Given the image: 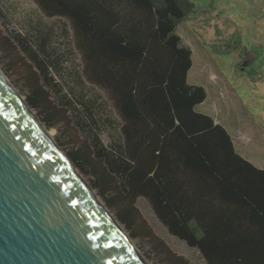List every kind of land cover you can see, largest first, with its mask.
Listing matches in <instances>:
<instances>
[{
    "label": "trees",
    "instance_id": "trees-1",
    "mask_svg": "<svg viewBox=\"0 0 264 264\" xmlns=\"http://www.w3.org/2000/svg\"><path fill=\"white\" fill-rule=\"evenodd\" d=\"M33 1L47 18L69 24L80 75L105 93L119 117L118 125L109 121L117 134L103 143L97 100L63 92L54 77L52 29L9 30L0 42L5 64L23 69V95L47 128L70 122L71 111L89 139L73 148L56 141L91 176L129 235L149 238L166 264H189L155 236L136 205L144 198L168 232L207 264H264V168L239 154L228 130L198 110L208 92L190 82L193 50L180 33L195 11L192 0Z\"/></svg>",
    "mask_w": 264,
    "mask_h": 264
},
{
    "label": "rangeland",
    "instance_id": "rangeland-1",
    "mask_svg": "<svg viewBox=\"0 0 264 264\" xmlns=\"http://www.w3.org/2000/svg\"><path fill=\"white\" fill-rule=\"evenodd\" d=\"M192 2L195 11L182 23L180 33L193 50L190 82L204 86L208 92L198 110L212 116L228 130L239 154L264 168V0ZM0 4L6 14L4 21L0 19V42L4 36L11 35L9 30L32 33L52 29L49 47L51 56L57 61L54 77L68 97L76 99L82 95L97 100L96 117L105 120L98 133L102 142L108 144L111 136L117 134L109 121L118 125L119 117L105 93L86 83L80 75L82 63L67 21L47 18L33 0H0ZM0 48H3L0 50V69L5 70L7 74L2 71L15 91L23 95V69L16 66L10 69L5 64L7 52L1 44ZM16 53L22 57L21 53ZM68 115L70 122L57 121L54 127L45 129L52 132L55 141L59 136L67 143V148H73L76 141L89 137L75 122L71 111ZM81 177L87 184L91 180V176ZM136 205L155 236L171 251L184 257L189 264H207L199 250L168 232L146 199L139 198ZM109 211L115 217V213ZM123 231L129 234L126 228ZM132 241L143 255L144 252L149 254L150 259L145 256L147 264H166L163 254L156 252L145 235L132 238Z\"/></svg>",
    "mask_w": 264,
    "mask_h": 264
},
{
    "label": "water",
    "instance_id": "water-1",
    "mask_svg": "<svg viewBox=\"0 0 264 264\" xmlns=\"http://www.w3.org/2000/svg\"><path fill=\"white\" fill-rule=\"evenodd\" d=\"M6 79L0 69V264H145Z\"/></svg>",
    "mask_w": 264,
    "mask_h": 264
},
{
    "label": "bare ground",
    "instance_id": "bare-ground-1",
    "mask_svg": "<svg viewBox=\"0 0 264 264\" xmlns=\"http://www.w3.org/2000/svg\"><path fill=\"white\" fill-rule=\"evenodd\" d=\"M6 81L8 82V80L6 79ZM12 93L14 94V96L16 97V99L20 102V104L26 109L27 113L30 115V117L33 119V121L37 124V126L41 129V131L47 135L46 137L51 141V143L54 145V147L56 148V150L59 152V154L62 156V158L67 162V164L69 165V167L71 168V170L74 172V174L77 176V178L80 180V182L92 193V195L95 197V199L98 201V203L101 205V207L103 208V210L106 212V214L109 216V218L113 221V223L116 225V227L119 229V231L123 234V236L127 239V241L131 244V246L135 249V251L139 254V256L141 257V259L144 261L145 264L147 258L145 257V255H143V253L140 251V249L134 245L132 238L129 237V234L127 232L123 231V228L125 230L124 226H120L117 222L115 217L112 216V214L110 213V211L105 207V203L103 204L99 199L97 195H96V191L92 190L88 184H90L88 182V184L86 183V181L82 178H80V174L78 173V171L74 168V166L69 162V160L67 159V156H65V154L60 151V147L58 146V144L56 143V141L54 140V138L52 137V132L47 131L46 127L38 120V118L36 117V115L33 113L32 110H30L24 101V98L17 92L15 91V89H13L11 86H9ZM46 128V129H45ZM45 130V131H44ZM49 130V129H48ZM80 175V176H79ZM102 200V199H101ZM103 201V200H102ZM142 254H140V253ZM143 256V257H142Z\"/></svg>",
    "mask_w": 264,
    "mask_h": 264
}]
</instances>
